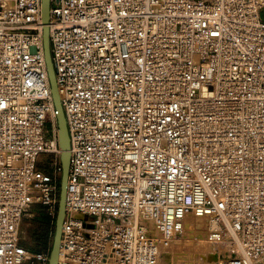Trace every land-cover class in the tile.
Instances as JSON below:
<instances>
[{
  "label": "built area",
  "instance_id": "1",
  "mask_svg": "<svg viewBox=\"0 0 264 264\" xmlns=\"http://www.w3.org/2000/svg\"><path fill=\"white\" fill-rule=\"evenodd\" d=\"M42 0H0V264L56 215L61 146ZM264 0H51L70 135L58 264H168L187 216L205 264H264ZM50 156L47 168L39 166Z\"/></svg>",
  "mask_w": 264,
  "mask_h": 264
},
{
  "label": "water",
  "instance_id": "2",
  "mask_svg": "<svg viewBox=\"0 0 264 264\" xmlns=\"http://www.w3.org/2000/svg\"><path fill=\"white\" fill-rule=\"evenodd\" d=\"M50 16H51V0H42L41 3V17L43 25V47L44 55L46 60V66L48 71V76L51 85L52 97L57 111L56 119L59 132V143L61 146V163H62V173L60 182V192H59V202L57 207L55 233L53 237V243L50 250V258L48 264H58L60 255V245H61V235L62 226L66 215V200H67V184L70 169V135L68 130L67 118L62 106L60 92L58 89L56 72L51 56L50 49Z\"/></svg>",
  "mask_w": 264,
  "mask_h": 264
},
{
  "label": "bare ground",
  "instance_id": "3",
  "mask_svg": "<svg viewBox=\"0 0 264 264\" xmlns=\"http://www.w3.org/2000/svg\"><path fill=\"white\" fill-rule=\"evenodd\" d=\"M203 226L207 227L209 232L214 227V224L208 217L187 216L182 233L174 236L170 242V250L165 254V261L168 264H179V260H181L180 264H192L191 262L193 264H205L204 261L200 263L204 260V253L215 247L207 242L206 237H203L202 232L205 229Z\"/></svg>",
  "mask_w": 264,
  "mask_h": 264
},
{
  "label": "rangeland",
  "instance_id": "4",
  "mask_svg": "<svg viewBox=\"0 0 264 264\" xmlns=\"http://www.w3.org/2000/svg\"><path fill=\"white\" fill-rule=\"evenodd\" d=\"M262 16L264 18V13L262 14ZM50 161H51L50 156L42 155L39 159V166L42 168H47ZM56 215L53 216L49 214L45 207L36 206L34 210H32V216L25 217L22 222V225H21L22 243H24L27 247H29L32 250H39V249H42V250L50 249L51 250L52 243H53V232L55 230V224H56ZM207 230H208L207 227L203 230L202 232L203 237L207 236L208 234ZM45 237H47L46 238L47 247L43 248L41 247L40 243L43 240H45ZM205 250L204 252H206ZM204 256H205V253L203 255V259H204ZM200 260H202V258H200ZM180 261L181 260H179V264L181 263ZM191 263L193 264V262ZM200 263H203V260ZM182 264H188V263H182Z\"/></svg>",
  "mask_w": 264,
  "mask_h": 264
},
{
  "label": "trees",
  "instance_id": "5",
  "mask_svg": "<svg viewBox=\"0 0 264 264\" xmlns=\"http://www.w3.org/2000/svg\"><path fill=\"white\" fill-rule=\"evenodd\" d=\"M61 182V181H60ZM54 233H55V230H54V232H53V237H54ZM47 237H45V240H43L41 243H40V245H41V247H43V248H46L47 247V239H46ZM39 250H42V249H39ZM39 250H34V251H39Z\"/></svg>",
  "mask_w": 264,
  "mask_h": 264
},
{
  "label": "crops",
  "instance_id": "6",
  "mask_svg": "<svg viewBox=\"0 0 264 264\" xmlns=\"http://www.w3.org/2000/svg\"><path fill=\"white\" fill-rule=\"evenodd\" d=\"M264 13V12H263Z\"/></svg>",
  "mask_w": 264,
  "mask_h": 264
}]
</instances>
